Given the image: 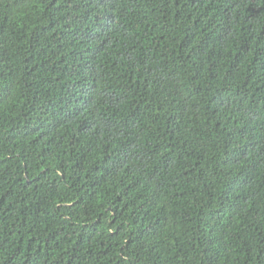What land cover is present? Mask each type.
Returning a JSON list of instances; mask_svg holds the SVG:
<instances>
[{
	"label": "trees",
	"instance_id": "obj_1",
	"mask_svg": "<svg viewBox=\"0 0 264 264\" xmlns=\"http://www.w3.org/2000/svg\"><path fill=\"white\" fill-rule=\"evenodd\" d=\"M0 264H264V0H0Z\"/></svg>",
	"mask_w": 264,
	"mask_h": 264
}]
</instances>
